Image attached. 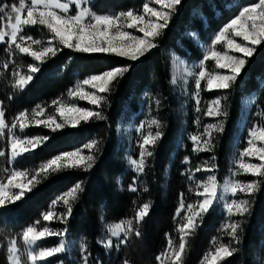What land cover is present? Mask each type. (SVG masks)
I'll return each instance as SVG.
<instances>
[{
	"label": "trees",
	"instance_id": "obj_1",
	"mask_svg": "<svg viewBox=\"0 0 264 264\" xmlns=\"http://www.w3.org/2000/svg\"><path fill=\"white\" fill-rule=\"evenodd\" d=\"M150 1L94 0L92 9L98 13L130 9L142 12L143 4ZM6 2L15 3L16 0ZM252 3H258V0H182L169 22V27L154 41L158 47L136 62L114 55L82 54L64 48L55 57L40 64L30 55L19 53L7 42H0V105L5 111V123L9 128L20 112L30 113L38 106L48 108L57 117L58 105H53L52 101L56 100L59 104L71 102L67 101L66 96L71 89L78 87L79 80L112 67L131 65L123 78L109 86V93L100 94L105 96V100L94 108L95 111H101L106 119L91 118L88 122H81L79 126L67 125L54 133L44 126H31L23 133L18 128L14 130L21 136H49L50 139L31 154H25L15 161L16 168L30 178L35 176L40 183L33 181L32 190L20 201L0 207V264H10L8 247L11 239H21L23 231L29 226L41 230L48 225L59 228L58 231L64 228L68 231L63 238L52 236L42 239L38 246L58 245L63 239L67 250L40 264L84 263L82 242L87 244L90 253L88 264H125V261L127 264H172L174 257L170 254L160 260L157 257L168 249L169 238L172 240L173 249H179V228L186 222L185 216L190 214L187 205H194L202 198L196 195L203 191V187L198 185L206 184L212 176L224 178L228 170L227 142L231 126H228L226 137L212 151L196 155L189 149V144H185V150L178 148L180 121L166 106L164 108L170 97L171 54L178 53L190 62L204 61L207 50L212 48L211 41L215 35L243 7ZM4 27V20L0 17V31ZM42 31L48 38L51 37V33L42 26L26 27L23 33L37 38ZM255 49L254 54L247 58L241 76L231 89L225 91L231 103L232 123L240 116L242 99L249 94L257 95L254 107L263 108L264 44L255 46ZM5 63L9 65L7 70L3 67ZM29 65L39 67L32 81L23 90L13 87L17 78L13 76V72L26 76ZM143 93L159 99L161 103L156 116L160 124L159 131L163 135L150 148L153 155L146 158L144 172L138 174L127 166L124 147L118 142L117 126L127 107L138 111L137 98ZM209 95L214 96V93ZM9 141L10 134L6 128L0 135V152L5 153L0 156V163L3 162L6 167H10ZM92 141H97L98 150L84 151L95 157L91 169L70 168L49 174L46 178L39 172L49 159L63 152L81 149ZM184 157L188 159V163H184ZM208 167L211 171H196L197 168ZM219 171L221 174H216ZM182 173H195V176L190 180L188 175ZM7 177L5 175L3 178ZM134 181L137 190L133 192L129 190V186ZM257 181L259 188L247 196L249 212L240 223V243H231V247L237 248V251L218 264L262 263L256 254L263 239L261 228L264 226V177H258ZM78 183L83 190L78 191V199L72 201L73 212L67 220L43 221V214L50 211L51 206L57 207L60 214L66 212V206L61 201L54 204L53 200ZM181 193L185 208L177 216ZM144 203H149L150 209L149 214L138 225L139 236L131 234L127 242L119 248L116 247L119 243L117 240L113 241L111 249H105L98 243L107 226L116 225L119 220L127 222L132 219L136 225L135 213ZM220 211V206L215 204L197 220L198 226L185 237L186 249L182 253L180 264H200L204 259L211 249L213 239L219 237L216 230L224 221ZM223 236L226 239L225 244H229L232 238H228L224 232Z\"/></svg>",
	"mask_w": 264,
	"mask_h": 264
},
{
	"label": "snow or ice",
	"instance_id": "obj_2",
	"mask_svg": "<svg viewBox=\"0 0 264 264\" xmlns=\"http://www.w3.org/2000/svg\"><path fill=\"white\" fill-rule=\"evenodd\" d=\"M85 2L91 3V0H73L74 7L77 11L74 15H69V3H61L60 0H30L29 5H26L25 0H19L18 7L15 4L10 6L11 14L7 16L8 24L6 25V27H10V32L0 31V42H7L9 46H14L19 53L30 55L34 58V61L40 64H43L46 59L55 57L57 53L64 48L82 54L114 55L136 62L158 47V44L154 43V41L169 27V22L182 0H151L152 3L160 7H150L149 3L146 2L142 6V14L130 9L120 12L118 15L95 14L91 12L89 8L82 7V4ZM8 7L9 6L5 5L3 8H0V12L6 11ZM34 26H42L51 33V39L47 42L49 46L43 47L39 52L33 51L32 47L28 45L27 42L30 41L32 44H41V41L22 34L26 27ZM236 38H241V42H237ZM56 42H58V46ZM211 44L213 50H210L208 54L204 56V61L209 58L214 59L217 69H226L227 74H222L220 71H217L214 75L206 73L203 67V61H201L198 73H190V75L195 76L196 90L193 96L196 100L197 112L200 111L201 82L206 81L208 90L231 89L238 77L241 76L242 70H244L247 63V58L254 54L256 50L255 46L264 44V0H258V3H252L243 7L239 14L231 19L229 23L225 24L219 33L215 35ZM217 45H224L227 50L223 53L217 52L214 50ZM229 52L240 53L242 55H229ZM8 66V63L3 65L5 70H7ZM28 68L29 72L26 76L19 75L18 72H13V76L17 77L13 87L23 90L39 71L38 66L29 65ZM130 68V64L128 66H117L103 71L98 75H92L83 81V85H90L93 91L84 92L83 87L80 86L71 91L70 96L80 100H88L91 105L99 106L101 102L105 100V96L99 93H109V86L123 78ZM221 99L226 100L227 96L212 101L206 112L207 116L227 117V111L221 107ZM52 104L58 105L56 107V112L60 113V117L63 118L64 123H57L54 117L49 116L47 120L37 119L35 120V125H29L26 123L28 119L27 113L22 111L14 118V122L10 128L5 123V111L2 105H0V135L4 133L6 128L8 129L11 137L9 141L11 161H16L25 154H31L39 147L46 144L50 139L49 136L27 140L20 139L14 132L17 128L23 133L31 126H44L48 127L50 131L54 133L67 125L73 127L79 126L81 122H88L91 118L106 119L101 111L80 108L77 107L76 104L64 105L59 104L56 100L52 101ZM38 108L40 112L44 111L43 107L38 106ZM257 115L264 117V110H260ZM151 124L155 125L157 129L160 128L159 121L157 120H152ZM142 127L143 125H141V128ZM213 129L222 131L223 122H220L219 125H208L206 127L205 132L208 136L207 139H202V137L196 135L191 136L190 139L196 145L193 151H210L212 149L211 130ZM138 131H140V129H138ZM162 135V132L157 130L154 136L151 131H149L148 135L143 136V142L139 144V161L130 160V166L133 167L138 174L144 172L146 158L153 155V152L148 151V146L154 147ZM248 136V146L243 149L240 156L257 157L262 163H245L244 160L241 159L239 168L243 170L244 173H250L256 177H264V124H254L253 127L249 129ZM201 141L204 145L203 149L200 147ZM25 145L29 146L26 147ZM92 149L98 150L97 141L85 144L81 149L56 155L54 158L44 163L39 169V172L43 173L46 178L49 174H56L65 169L80 167H83L85 170L91 169L95 157L94 155H84L83 152ZM3 155H5V153L0 152V156ZM188 162V159L185 158L184 163ZM202 170L211 171V169H196L197 172ZM24 175L25 173L22 171H12L11 175L7 178V184L0 183V206L20 201L26 196L27 192L32 190L28 185H31L33 180L36 181L37 184L40 183V181L36 180L35 176L28 182V185L17 183V178ZM182 175H188V178L192 180L195 173H182ZM209 181L210 183L208 184L198 185V187H203V192H198L196 195L204 197L199 204L198 210L194 211V206L192 204L187 205L190 214L185 216L186 222L179 228V249H173L172 240L171 238L168 239V249L162 253V256L167 257L170 254L174 257L172 264H180L182 253H184L186 249V235L195 230L198 226L196 221L202 218L203 214H206L214 205V202L219 199L216 178L214 176L209 177ZM134 184L135 181L133 185L129 186L130 191L134 192L137 190ZM14 188L19 189V191L12 192ZM258 188V181H253L246 185H242L239 181H235L228 184L224 191L235 196L237 191L253 193ZM82 190V185L78 183L70 191L57 197V201H62L66 206V212L54 217L53 212L48 211L43 214V221L51 222L53 219H58L61 222L66 221L73 212L72 201L78 199L77 192ZM57 201L53 203L55 204ZM184 208V196L183 193H181V201L177 209V216L180 215ZM149 209V203H144L140 206L134 217L136 225L133 224L132 219H129L127 222L122 221L113 228L108 229L110 237L119 238L121 235L124 237V239L120 240L116 245L117 248H119L121 244L126 243L131 234L134 233L136 236L140 235L138 225L149 214ZM226 210L229 215L243 216L245 213L249 212L248 201L241 200L238 202L233 199L231 203L226 204ZM228 228H230L229 236L232 239L229 244H221L215 249V252L211 254L210 260H208V264H218V262L223 261L225 258L233 256L237 251V248L231 247V243L232 241H235L236 244L240 243L238 231H242L241 224L232 223L228 225ZM67 231V228L53 231L49 227H43L40 231H37L36 227L29 226L23 231L22 236L24 243L29 246V248H32L47 237L57 236L63 238ZM98 243H102L105 249H111L113 247L111 238L106 242L98 241ZM66 250L67 245L64 240L61 239L59 246L43 248L38 255L30 251L28 253V258L32 261V264H36L38 260L45 261L46 258L64 253ZM9 251L11 255L8 258L12 261V264H20V256L18 255L15 240L12 241ZM81 253L84 264H88L90 253L88 252L87 244L84 242L81 243ZM157 259L160 260L161 257H157ZM61 264H63V262H61ZM125 264H127V261H125Z\"/></svg>",
	"mask_w": 264,
	"mask_h": 264
},
{
	"label": "rangeland",
	"instance_id": "obj_3",
	"mask_svg": "<svg viewBox=\"0 0 264 264\" xmlns=\"http://www.w3.org/2000/svg\"><path fill=\"white\" fill-rule=\"evenodd\" d=\"M61 3H69L70 11L69 15H74L77 9L74 7L73 0H60ZM94 0H91V3H83L82 7H87L90 9L91 12L99 15H118L122 11H109L108 13H98L95 12L92 9V3ZM26 5L30 4V0H25ZM15 4L17 7L19 6V0H16L15 3H8L6 0H0V8H3L5 5L9 6L8 9L4 12H0V17L4 20V32H10V27H6L8 24L7 16L11 14L10 12V6ZM150 7H157L159 8V5H156L150 1L149 3ZM61 11V10H57ZM143 12V11H142ZM142 12H138L142 14ZM26 14V13H24ZM14 22V21H13ZM26 30V28H25ZM24 30V31H25ZM24 36H31L35 40H40L41 44H32L30 41L27 42L28 45H30L33 49V51H41L43 47L49 46L48 40L51 39V37H47L45 33L42 31L40 33L39 37H34L33 35H27L22 33ZM142 35V34H141ZM237 42H241V38H236ZM19 42V41H18ZM58 45V42H56ZM27 46V45H26ZM205 48V46H204ZM207 50V49H206ZM210 50H213V46ZM210 50H207L206 55ZM215 51L223 53L226 51V47L224 45H217L214 48ZM229 55H237L240 56L242 54L235 53V52H229ZM200 64L201 62H195V61H188L184 56L178 54V53H172L171 59H170V97L167 100L168 103L164 105V108L166 106L167 110H169L171 113H173L176 118L180 121V137H179V143L178 148L181 150H185V147L187 146L185 144H189V149L193 151L194 147L196 146L194 142L190 139L191 136L196 135L202 137V139H207L208 136L205 132V129L208 125H219L220 122H223V130L222 131H212V139L211 143L213 145L212 151L217 143H220L221 140L226 137V133L228 131V126H231V133L230 137L228 138L227 142V171L222 179L221 177H215L216 183H217V192L219 199H217L214 202V205L217 204L220 206V213L223 215V223L221 226H219L216 230L219 237L217 236L216 239H213L211 244V249L206 254L204 259L200 262V264H208V260L211 258V254L215 252V249L219 247L221 244H225L226 239L223 236V232L226 233V236L231 239L229 236L230 228H228V225L232 223H241L243 221V217L247 214L245 213L243 216L239 215H229L226 210V204L231 203L233 199L236 201L246 200L248 201L249 206V200L247 198L248 194L250 193H243L240 191H237L235 196H232L231 193L224 191L225 187L233 183L235 181H239L242 185H246L248 183H251L253 181H257L258 177L253 176L250 173H244L243 170L239 168V162L241 159L244 160L245 163H255L259 164L262 163L257 157H241L240 153L243 151L244 148L248 146L247 140L249 138L248 132L249 129L253 127L254 124H264V117H260L257 115V113L260 110H264V104L263 108H259V106H255L257 95L255 93L249 94L245 96L241 101V110H240V116L238 119L232 123L231 122V103L229 102L228 98L221 99V107L227 111V117L224 116H218V117H210L206 115V112L208 110L209 104L214 101L217 98H221L224 96H228L225 92L226 90H219V89H213L208 90L206 86V81L201 82V91H200V111H196V100L193 96V93L195 92V76L190 75V73L197 72L200 70ZM203 67L206 71V73L215 74L217 71H220L222 74H227L226 69H217L216 62L214 59L209 58L206 61H203ZM98 75V74H93ZM90 76H86L78 81V87L82 86L84 92H91L93 89L90 85H83V81L85 79H88ZM262 84L264 85V78L262 80ZM76 89V88H75ZM71 89L69 93L67 94L66 98L67 101H71L69 103H62L64 105L69 104H76L77 107L80 108H87L90 110L95 111V106L91 105L88 100H80L78 98H73L70 96V92L75 90ZM98 91V90H97ZM210 93H214V96H210ZM101 94V93H99ZM138 111H133L130 107H127L124 111L123 116L119 120V124L117 126V136H118V142L121 147H124V158L126 160L127 166L129 170L135 171L133 167L130 166V160H137L140 159V148L139 144L143 142V136L148 135L149 131H151L152 135H155V132L159 129L155 125L151 124L152 120H157V111L160 108V102L159 99H153L148 93H143L138 98ZM64 101V100H62ZM61 101V102H62ZM158 102V103H157ZM263 103H264V96H263ZM44 111L40 112L39 108H34L30 113H27V121L28 124H34L35 120L37 119H44L47 120L49 116H52L55 118L57 123H64L63 118L60 117V113L56 112L57 117L51 112L48 108L43 107ZM35 110V114H34ZM158 121V120H157ZM230 124V125H229ZM141 125L143 127L141 128ZM140 129V131H138ZM15 135L20 139H34L36 137L41 136H34L29 137L25 135H18V133L15 132ZM11 138V137H10ZM28 147L29 145H25ZM152 146H148V151H150V148ZM201 149L204 148V145L201 141L200 144ZM80 149L76 148L73 151ZM207 150H201V151H193L196 155L200 154L201 152H206ZM84 155H88L87 153L83 152ZM176 155L173 156L175 158ZM186 157H184L185 159ZM9 161H10V167H6L5 164L0 163V183L7 184V178L4 179L3 177L5 175L9 176L11 175L12 171H22L21 169H18L15 167V161H11V150L9 146ZM203 164V162L201 161ZM211 163V162H209ZM204 165V164H203ZM209 168V167H208ZM207 168V169H208ZM210 169V168H209ZM23 172V171H22ZM136 172V171H135ZM25 173V172H24ZM216 174H221L220 171ZM169 175L168 173L166 174ZM166 178V177H165ZM32 180V178L28 177L25 173L24 176L17 178V183H23L28 185V182ZM34 181V180H33ZM210 183L209 179L206 184ZM33 184V182H32ZM31 184V185H32ZM31 185H28L31 187ZM19 189H12V192H18ZM70 191V190H69ZM68 192V191H67ZM203 192V191H202ZM11 194V193H10ZM60 197V196H59ZM204 197L201 198V200H198L196 203H194L193 210H198L199 204L202 202ZM57 201L56 200H53ZM62 202V201H61ZM56 204V203H55ZM213 205V206H214ZM212 206V207H213ZM2 207V206H0ZM211 207V208H212ZM210 208V209H211ZM50 211L53 212L54 217H57L60 215V212L58 213L57 207L51 206ZM204 215V214H203ZM58 220V219H55ZM199 220V219H198ZM60 222V221H59ZM198 222V221H196ZM118 224V223H117ZM108 225V223H107ZM115 225L107 226L106 231H104L101 241L106 242L109 238L112 239V241H120L123 240L122 236L119 238L117 237H110V233L108 232L109 228H113ZM34 227V226H32ZM49 227L53 231H58V229L52 227V226H46ZM40 231V230H37ZM261 233L263 234L262 244L259 248V251H257V258L262 260L261 264H264V226L261 228ZM16 241V247L18 249V255L20 256V264H32V261L28 258V253L31 251L33 254L38 255V253L43 248H50V247H56L58 245H53L49 247H39V243L36 246H33L32 248H29L24 241L23 236H21V239L13 238L9 241V247L8 252L9 256L11 255V252L9 251V248L11 247L12 241ZM229 240V239H228ZM102 244V243H101ZM2 246V243L0 242V247ZM164 253V252H163ZM57 255V254H56ZM162 255V254H161ZM160 255V257H161ZM164 256L161 258L163 259ZM53 257L46 258L45 261H49ZM45 261H37L36 264L43 263ZM10 264H12V261L9 259ZM84 264V263H81Z\"/></svg>",
	"mask_w": 264,
	"mask_h": 264
}]
</instances>
